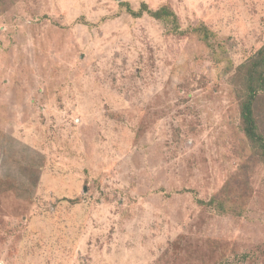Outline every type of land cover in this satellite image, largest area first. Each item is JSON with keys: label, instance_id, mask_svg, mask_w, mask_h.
<instances>
[{"label": "rangeland", "instance_id": "obj_1", "mask_svg": "<svg viewBox=\"0 0 264 264\" xmlns=\"http://www.w3.org/2000/svg\"><path fill=\"white\" fill-rule=\"evenodd\" d=\"M263 45L264 0H0V264H264Z\"/></svg>", "mask_w": 264, "mask_h": 264}, {"label": "trees", "instance_id": "obj_2", "mask_svg": "<svg viewBox=\"0 0 264 264\" xmlns=\"http://www.w3.org/2000/svg\"><path fill=\"white\" fill-rule=\"evenodd\" d=\"M126 5L129 12L135 17L142 16L147 12L155 19L170 21L173 25V29H177V15L168 5L152 10L147 3L143 2L138 11L133 10L129 3ZM198 30L200 29H193L195 33L197 32L200 34L199 37L203 41H207L209 33ZM238 77L241 78L244 83L242 89L243 98L240 102V115L243 122V130L248 140L252 143L251 147L253 149L250 157L244 160L242 167L246 176L245 179H247V173L250 168H252L257 161H264V131L260 125L264 116L261 109L264 103H260L261 99L264 98V45L239 66ZM21 171L26 175L33 172V170L28 167H21ZM229 198L234 201L233 197H227L226 199L228 200Z\"/></svg>", "mask_w": 264, "mask_h": 264}]
</instances>
